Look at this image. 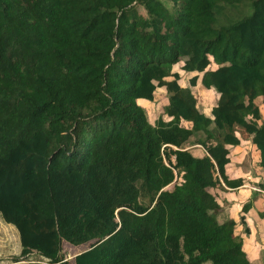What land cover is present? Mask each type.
I'll return each instance as SVG.
<instances>
[{
  "label": "trees",
  "instance_id": "obj_1",
  "mask_svg": "<svg viewBox=\"0 0 264 264\" xmlns=\"http://www.w3.org/2000/svg\"><path fill=\"white\" fill-rule=\"evenodd\" d=\"M178 62L219 94L212 119ZM160 87L171 120L151 123L138 100ZM257 97L264 0H0V216L21 256L68 264L67 242L88 245L74 264H252L210 190L242 184L225 175L238 129L264 169Z\"/></svg>",
  "mask_w": 264,
  "mask_h": 264
},
{
  "label": "crops",
  "instance_id": "obj_2",
  "mask_svg": "<svg viewBox=\"0 0 264 264\" xmlns=\"http://www.w3.org/2000/svg\"><path fill=\"white\" fill-rule=\"evenodd\" d=\"M211 63H213V61H211ZM211 63L208 69H216L217 66L214 68L211 66ZM182 66L172 68V72L179 75L178 84L181 87H187L192 77H198L196 85L190 88L196 97L198 109L205 116L212 119L211 110L216 105L219 94L213 89H206L201 85L200 79L202 73L186 72L182 70ZM169 79L170 78H168V80ZM212 100H214L213 104H211ZM138 103L145 109L151 123H155L159 118L164 121L171 120V117H168L164 113V107L168 105V97L164 87L156 89L152 101L139 99ZM253 103L258 106L262 120H264V105L262 104V98L257 97L254 99ZM181 125L188 129L192 127L191 122L184 120H181ZM235 133L240 140V144L237 146H226L229 150V163L225 166V175L230 181L241 179L242 184L237 187H231L221 181V186L210 190V192L214 193L220 206L218 220L220 222L228 219L234 220V234L242 238V247L248 259L250 261L252 258L258 260L260 259L258 255H261L262 250L260 251L258 246L260 244L255 240L258 238L261 243L264 244V169L260 166V153L251 142V136L246 133ZM199 138L200 137L195 134L186 144V149L195 157H203L206 154L204 148L198 144L197 139ZM252 169L254 173H251ZM262 190L263 193L261 192ZM246 203H249L250 207L244 210L243 207ZM220 213H222L225 218H222ZM241 220H243L244 224L246 223L247 228H245V233L241 231L243 227L240 225ZM238 226L240 232L237 230Z\"/></svg>",
  "mask_w": 264,
  "mask_h": 264
},
{
  "label": "rangeland",
  "instance_id": "obj_3",
  "mask_svg": "<svg viewBox=\"0 0 264 264\" xmlns=\"http://www.w3.org/2000/svg\"><path fill=\"white\" fill-rule=\"evenodd\" d=\"M138 12L142 15H145V11L143 8L138 7ZM214 68L217 66L214 62L211 63ZM182 66V62H178L173 67L178 68ZM214 100L211 101V104H213ZM157 114V113H155ZM238 131L241 132V134H244L245 131L238 129ZM254 167V166H252ZM251 173L253 172V169L251 170ZM172 185L167 186V189H171ZM263 193V190L261 191ZM247 204V203H246ZM244 204V205H246ZM244 208V207H243ZM222 212V211H221ZM221 217L225 218L222 213ZM242 227V232L245 233L246 223L244 224L243 220L240 222ZM240 232V228L238 226V229ZM247 232V231H246ZM257 243H259V249L262 252L261 255H258V258L260 259L256 260L254 258L251 259L252 264H264V244L261 243V241L257 238L255 240ZM88 245H81V246H72L68 244L67 242L62 243V250L61 255L63 258H65L68 262V264H74L73 257L81 252L82 250L86 249ZM32 260H44L42 257H40L37 253L33 252L28 257L23 258L21 256V246L19 242V236L16 228L10 224H7L3 221V219L0 216V264H28V262ZM209 264V263H205Z\"/></svg>",
  "mask_w": 264,
  "mask_h": 264
},
{
  "label": "built area",
  "instance_id": "obj_4",
  "mask_svg": "<svg viewBox=\"0 0 264 264\" xmlns=\"http://www.w3.org/2000/svg\"><path fill=\"white\" fill-rule=\"evenodd\" d=\"M175 182L177 184H181L182 182H184L183 178H182V174H180L176 179H175ZM74 258V257H73ZM66 260V259H65Z\"/></svg>",
  "mask_w": 264,
  "mask_h": 264
},
{
  "label": "clouds",
  "instance_id": "obj_5",
  "mask_svg": "<svg viewBox=\"0 0 264 264\" xmlns=\"http://www.w3.org/2000/svg\"><path fill=\"white\" fill-rule=\"evenodd\" d=\"M174 183H176V182L174 181ZM174 183H172V184H170V185H172V187H173V184H174ZM170 185H169V186H170ZM165 189H167V187H166Z\"/></svg>",
  "mask_w": 264,
  "mask_h": 264
}]
</instances>
